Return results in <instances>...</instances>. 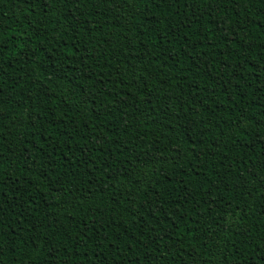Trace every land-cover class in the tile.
I'll return each mask as SVG.
<instances>
[{"label":"trees","instance_id":"trees-1","mask_svg":"<svg viewBox=\"0 0 264 264\" xmlns=\"http://www.w3.org/2000/svg\"><path fill=\"white\" fill-rule=\"evenodd\" d=\"M0 264H264V0H0Z\"/></svg>","mask_w":264,"mask_h":264}]
</instances>
